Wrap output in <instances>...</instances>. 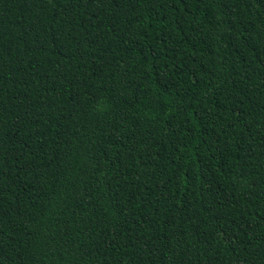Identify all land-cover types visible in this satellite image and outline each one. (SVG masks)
<instances>
[{"label": "trees", "instance_id": "trees-1", "mask_svg": "<svg viewBox=\"0 0 264 264\" xmlns=\"http://www.w3.org/2000/svg\"><path fill=\"white\" fill-rule=\"evenodd\" d=\"M0 264H264V0H0Z\"/></svg>", "mask_w": 264, "mask_h": 264}]
</instances>
